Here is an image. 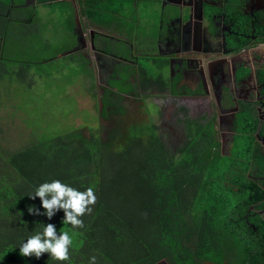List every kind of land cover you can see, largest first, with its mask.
<instances>
[{
  "label": "trees",
  "instance_id": "trees-1",
  "mask_svg": "<svg viewBox=\"0 0 264 264\" xmlns=\"http://www.w3.org/2000/svg\"><path fill=\"white\" fill-rule=\"evenodd\" d=\"M39 1H50L52 13L60 8L56 0ZM116 2H105L100 9L107 8L112 14ZM30 11L36 15L26 0H0V34L4 38L3 42L0 39V81L9 71L4 68L11 60L9 45L12 59L17 61L16 46L22 50L27 44L19 36L30 39L36 34V44L48 47L40 30L30 29L36 23L35 17L29 20ZM87 14L97 19L100 11L90 9ZM232 15L239 18L238 10ZM109 23H103L105 29L110 28ZM258 33L264 42V28ZM74 59L81 62L80 57ZM20 61L23 71L31 64L30 73L51 60ZM81 64L82 73L86 71V78L92 80V70L85 61ZM136 70L132 67V74L145 72L143 64ZM141 78L146 81L145 75ZM153 81V89L158 90L161 81ZM109 93L104 88L102 115L114 108L111 113L124 116L127 109ZM245 116L249 125L242 130L247 140L238 137L228 157L220 155L213 117L191 120L186 141L174 151L153 123L128 127L120 148L121 128L110 132L107 141L94 127H89L88 137L75 128L46 130L27 145L15 147L8 146L2 136L6 146L0 140V264H59L48 260L47 254L39 260L18 254L20 242L40 230L41 223H53L58 231L70 230L61 223L62 212L48 221L27 211L29 206H40L39 199L31 200L28 194L53 179L81 191L92 187L96 195L92 213L82 217L84 227L74 237L70 261L64 264H88L93 255L97 264H157L162 260L168 264H264V219L249 210L252 206L264 209V188L248 176L250 170L253 176H264V154L252 146L258 121ZM245 167H249L247 171Z\"/></svg>",
  "mask_w": 264,
  "mask_h": 264
},
{
  "label": "flooded vegetation",
  "instance_id": "flooded-vegetation-1",
  "mask_svg": "<svg viewBox=\"0 0 264 264\" xmlns=\"http://www.w3.org/2000/svg\"><path fill=\"white\" fill-rule=\"evenodd\" d=\"M69 1L73 8L74 3L79 7L78 0ZM82 1L81 13L88 17V10L101 11L100 7L111 0H88L89 4L87 0ZM125 1L132 3L133 6L143 3L149 6L154 5L159 9L160 22L164 23L162 28H165L163 30L159 26L162 30L158 31L155 37L152 34L150 40L146 41L148 45H145L144 51L136 44V40L121 41L118 39L120 37L114 39L110 34L106 35L103 24L96 18L93 20L88 18L86 23L90 22L89 20L92 21L91 24H86L76 19L74 11L69 17V20H72L70 34L73 36L71 53H79L81 62L85 61L91 70L94 68L102 79L106 77L110 81L119 75L115 83L118 89L115 86L113 88L102 86L101 97L104 95V88H108L118 95L116 96L118 99L125 96L135 97L134 92L137 90L140 94H148L146 96L157 92L173 98L206 99L213 108L208 107L206 103L202 110L210 109L212 112L221 113L217 114L215 124H224L222 131L218 133L221 156L228 157L230 154L228 146L234 142V136L236 137L234 128L237 120L244 116L242 121L249 125L248 117L245 115L257 119L258 128L253 134L252 146L258 150V153H264V58L259 55L253 58L251 54L256 51L255 49H264L262 35L258 33L260 28H264V0ZM201 2H208L209 7H213L215 11L204 25L206 32L214 26L217 28L218 34L213 40L208 38L209 35L200 39L184 37L180 33L178 8H184L185 4L196 6ZM222 8H225L224 12L221 11ZM174 10L179 15H175ZM236 10H238L239 18L232 15V11ZM166 12L170 19L166 16ZM170 26H172L171 29H169ZM97 39H99V46ZM111 42L113 45L110 44ZM204 43L206 47H203ZM116 47L122 48L121 55L114 52ZM109 49L113 52H108ZM144 52L148 54H143ZM204 56H209L205 60L209 64L207 71L201 68L202 63L205 62ZM142 58L143 61L140 63ZM71 60L75 59L71 58ZM145 60L153 65L151 71L145 67ZM139 64H143L145 68V82L141 78L143 74H132V67L138 71ZM93 77H95L94 72ZM151 80H154V83L161 81L158 90L153 89ZM87 81L91 80L87 79ZM197 108L200 106L193 107L194 110ZM249 109L255 111V117L247 112ZM245 135L242 136V141L247 140ZM248 146L249 142L245 144L246 148ZM253 179H256L255 181L264 188V176L253 177ZM254 210L264 219V209L255 208ZM160 262L157 264H162Z\"/></svg>",
  "mask_w": 264,
  "mask_h": 264
},
{
  "label": "rangeland",
  "instance_id": "rangeland-1",
  "mask_svg": "<svg viewBox=\"0 0 264 264\" xmlns=\"http://www.w3.org/2000/svg\"><path fill=\"white\" fill-rule=\"evenodd\" d=\"M67 6L68 3H61L54 17L45 14L47 7H45L46 10L36 8V15L32 11L29 12V20L35 17L36 21L35 24L31 25L30 29L36 32L37 27L40 30L48 43L47 48L43 49L38 43L36 44L38 41L36 34L30 39L19 36L24 42L23 44H28L23 45L22 50H19L16 46V50L19 51L17 55L20 58H25L30 63L49 59L51 60L50 62L42 63L34 67L30 73H27L32 67L31 64H29L31 67L29 66L23 71V63L20 58H16L17 61L12 59L11 49L13 48L9 45L8 55L11 60L4 63L5 70L9 71L5 73V79L0 81V140L5 146L6 144L14 147L25 146L29 141L36 140V136L40 132L43 133V131L47 130L52 133L54 129L59 132H65V130L69 129L71 131L80 129L88 137L90 128L94 127L100 130L101 138L104 141L108 140L110 132L121 128L124 137L122 135L119 136L118 147L120 148L125 139H127L128 127L153 123L157 126L165 144L174 151L186 141L187 124L191 120H202L204 116L208 118L214 116L216 123L217 114L220 115L221 113L212 112L210 109L202 110L203 107L194 110L190 99L168 97L166 94H158L157 92L146 96L148 94H140L138 90L134 92L135 97L125 96L119 99V103L127 109L124 116L111 113V109L114 108L107 110V117L102 115V86L112 88L115 86L118 89L115 83H117L119 75L108 81L106 77H103V79L99 77L98 72L92 68L95 77L90 81L93 83L90 85V82L86 79L88 76L87 72L85 71V75L82 73L83 65L81 62L71 60V58H79L80 54H73L69 51L73 36L70 34L72 20H69L68 16L66 17ZM127 6L132 7L133 4L117 0L114 5L119 10L122 7L127 9ZM64 10L65 13L63 14ZM159 13L158 7L151 5L147 8L145 4L141 3L137 15L138 21L141 23L139 28L141 29L144 24L148 27L150 24L152 30V21L159 27ZM144 15H146V18H144ZM112 16L107 8L102 7L97 19L102 24L109 23L113 20ZM76 19H80L78 13L76 14ZM92 20L87 23L91 24ZM109 24H111V27L114 26L112 23ZM124 26L118 25L116 32H119V27L123 28ZM14 28L19 29V26H14ZM130 28H134V26ZM20 32H22L21 29ZM104 32L106 35L110 34L113 36L114 39L119 35L111 31L110 28L105 29ZM1 41L3 42L4 38ZM56 55H58V58L54 60ZM124 56L130 57L127 54H124ZM142 61L143 58L140 63ZM145 67L150 71L153 69V65L146 61ZM124 69L126 70L125 66ZM154 71L157 70L154 69ZM142 74L146 75L144 72ZM114 93L111 91L109 97L112 96L117 102L116 96L118 95ZM207 105L213 108L208 103ZM2 136L9 143L5 144ZM216 139L219 140V134H217ZM232 145L234 144L232 143L228 146L229 151L233 149L234 146ZM0 146L2 145L0 144ZM219 152L221 154V151ZM248 168L245 167L246 171ZM249 173V178L253 179V177H256L252 175V170ZM249 210L253 212V208ZM162 264L166 263L162 262ZM200 264L210 263L204 262Z\"/></svg>",
  "mask_w": 264,
  "mask_h": 264
},
{
  "label": "clouds",
  "instance_id": "clouds-1",
  "mask_svg": "<svg viewBox=\"0 0 264 264\" xmlns=\"http://www.w3.org/2000/svg\"><path fill=\"white\" fill-rule=\"evenodd\" d=\"M27 197L31 200L38 198L40 201L39 208L34 205L28 207L29 215L43 216L51 221L57 213L62 212L61 223L69 225L70 230L58 231L53 223H41L40 230L34 231L20 242L18 254L21 257H34L37 260L43 254H47L48 260L53 262L59 264L69 262V251L74 247V237L77 235V230L84 227L82 217L91 214L96 203L94 189L87 187L81 191L68 183L53 179L36 186ZM251 208L257 213L254 210L256 206ZM88 264H97L96 256H90Z\"/></svg>",
  "mask_w": 264,
  "mask_h": 264
},
{
  "label": "crops",
  "instance_id": "crops-1",
  "mask_svg": "<svg viewBox=\"0 0 264 264\" xmlns=\"http://www.w3.org/2000/svg\"><path fill=\"white\" fill-rule=\"evenodd\" d=\"M49 2L50 1L41 2L39 0H26L27 6L34 8L36 14H37V9L42 8V10H46L45 7H47L45 14L51 15L52 17H54L56 12L52 13V10H50ZM54 2L59 3V4L68 3L67 9H66V17L67 16L70 17L72 12L74 11L75 15L77 13L79 14L81 21H84L86 23V21L88 20L87 15L86 14L84 15L81 13L82 8L80 7V5L83 4L82 0H78V6L79 7H77L74 3V5H73L74 8L72 7V3L69 0H60V1H54ZM140 4L137 6L127 7V9L124 7H122L120 10L117 8H116V10L114 9L115 11L112 12L113 20L110 21V23L114 24V26L111 27V24H110V29H111V31L116 32L118 25H125L126 27L125 26L123 28L119 27V29H118L119 32H116L119 35L116 38L120 37L118 39L121 41L122 40L126 41V40H130V39H131V41L136 40L137 41L136 44L141 46L140 48L144 51L145 45H148V43L146 44V41L150 40L149 38L152 37V34L155 37L157 35L158 31H161L162 29L164 30L165 27L162 28L164 23L160 22V27L162 28L161 29V28L157 27L154 24V22L151 20L152 24H153L152 30H151L150 24L148 27L146 24H144V25H142V28L140 29L139 27L141 26V23L138 21V18H137ZM145 6L147 8H149L148 4H145ZM184 6L185 7L182 8L183 10L178 8V10L180 12V16H179L180 27H179V29H180V33L182 34V36H184V37L190 36L192 38H200V39H202L201 37H203V39H204V38H206L207 35H209L208 38L209 39L212 38V40H213L214 37L216 36V34H218L217 28L214 26L213 28L208 29V31L206 32L204 25H206V20L208 21V19L211 18V16L215 13V11L213 10L214 8L212 7L213 8L212 9L211 7H209L208 2H205V3L201 2L200 4H198L196 6L192 5V4H185ZM223 10H225V8L221 9L222 12H224ZM62 13L64 14L65 10ZM172 13H173V11H172ZM165 14L170 19V16L168 15V13L166 12ZM175 15H179V13H177V11H175ZM150 16H151V14H150ZM144 18H146V15H144ZM166 25H164V26H166ZM132 26H134V28H130ZM171 28H172V26L169 27V29H171ZM0 39H3L2 34H0ZM139 40H140V42H139ZM96 42L98 43V46H99V39H97ZM100 44L103 45L102 42H100ZM110 44L113 45L112 42ZM105 45H108V44H105ZM70 46H71V43H70ZM203 47H206L205 43H204ZM215 49H216V46H215ZM255 50L256 51L251 53L253 58L255 56H258V55L262 56L264 58V49L258 48ZM114 52H117L116 54L121 55L122 48L116 47ZM143 54H148V53L144 52ZM206 57L209 58V56H204V61L206 60ZM145 61H147V60H145ZM208 66H209V64L205 61L204 63H202L201 68H203V69H205V71H207ZM209 88L211 89V86ZM190 101L193 103V107L195 105H198L200 107H205V104L207 103L206 99H201V100L190 99ZM250 106H252V105H250ZM247 112L249 114L251 113L250 115H253L255 117V115H254L255 111H253L252 109H249V111L247 110ZM220 122H221V120H220ZM223 126H224V124H222V123L215 124L214 131H215L216 135L222 131L221 129L223 128ZM247 128H248V125L246 123H244L243 121L241 122V119L237 120V123H236L235 128H234V130L236 131V137L234 136L235 139H234L233 144H236L238 142V140H239L238 137L242 138V136H244V134L246 133L242 129H247ZM232 146H234V145H232ZM261 154H264V153H261Z\"/></svg>",
  "mask_w": 264,
  "mask_h": 264
},
{
  "label": "water",
  "instance_id": "water-1",
  "mask_svg": "<svg viewBox=\"0 0 264 264\" xmlns=\"http://www.w3.org/2000/svg\"><path fill=\"white\" fill-rule=\"evenodd\" d=\"M101 104H102V102H101ZM101 108H102V107H101ZM161 262L168 264L165 260H162ZM161 262H160V263H161Z\"/></svg>",
  "mask_w": 264,
  "mask_h": 264
}]
</instances>
